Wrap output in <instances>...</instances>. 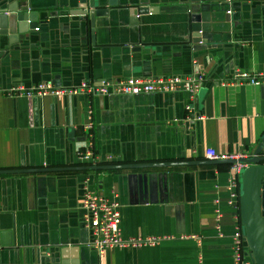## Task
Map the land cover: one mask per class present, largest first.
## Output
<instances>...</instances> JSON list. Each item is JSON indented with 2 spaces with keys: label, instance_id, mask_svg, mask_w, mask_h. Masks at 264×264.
<instances>
[{
  "label": "crops",
  "instance_id": "crops-1",
  "mask_svg": "<svg viewBox=\"0 0 264 264\" xmlns=\"http://www.w3.org/2000/svg\"><path fill=\"white\" fill-rule=\"evenodd\" d=\"M31 1L40 9L39 30L13 44L0 36V170L13 171L0 174V264H53L61 249L74 244L97 264H235L233 235L243 228L240 187L234 197L231 163H209L213 160L206 150L249 158L263 145L264 152L261 86L221 84L240 70L264 73V0L234 1L229 5L235 14L231 37L226 39V30L215 23L203 45L185 43L187 15L179 0L159 5L148 0L161 8L141 17L142 41L119 12L122 5L108 7L111 20L98 18L93 38L90 24L86 30L81 21L55 14L59 0ZM24 2L0 0V11ZM196 71L205 73L206 80L195 96L182 90L90 100L7 93L15 85L75 87L130 76L185 79ZM187 105L194 106L195 117ZM90 122L98 165L193 163L150 170L176 173L172 191L152 199L132 182L138 170L35 172L88 165L79 161L77 149ZM93 174L90 181L82 180ZM87 190L119 200L125 238L186 237L100 254L87 246L92 233L81 207Z\"/></svg>",
  "mask_w": 264,
  "mask_h": 264
},
{
  "label": "water",
  "instance_id": "water-1",
  "mask_svg": "<svg viewBox=\"0 0 264 264\" xmlns=\"http://www.w3.org/2000/svg\"><path fill=\"white\" fill-rule=\"evenodd\" d=\"M152 3L170 2V0H151ZM185 3L187 15L186 27L188 30L187 41L185 43L206 44L208 33L216 28L225 29L231 37L234 32L235 14L230 4L241 0H179ZM231 2V3H230ZM74 3V4H73ZM122 5L118 10L128 18L129 25L135 31L137 30L139 40L142 41L143 27L142 16L159 12L161 7L149 5L148 0H128L123 3L119 0H61L53 6L56 9V15L70 16L77 21L85 24L86 30L91 26L94 33L98 26V18L111 20L109 6ZM65 7L70 10L59 11V8ZM71 7V8H70ZM44 9V8H42ZM48 9V8H46ZM40 9L34 7L31 0H27L18 9L9 11H0V36H6L9 43L24 42L27 35L38 26L40 19ZM230 11V12H229ZM225 14V16L223 15ZM53 15V13H51ZM227 22V23H225ZM227 24V26H226ZM197 46L194 47L196 49ZM140 50L137 47L135 50ZM264 94V85L261 86ZM263 145H260L254 155L243 160L248 166L243 170L241 177L240 191V211L241 220L245 232V248L252 258L254 264H264V155ZM233 163L232 160H213L209 163ZM193 162H152V163H129L112 165H86L82 167H59L44 168L35 170V172L48 171H93L97 173L101 170L132 169L138 170L131 175L132 182L139 183L140 189L146 197L151 199L161 193L172 191L170 183L176 178V173L151 172L150 170L158 168H169L177 165L189 164ZM24 171V170H21ZM13 171L0 170V174L12 173ZM18 172V171H16ZM95 175H84L82 180H89ZM90 181V180H89ZM170 181V182H169ZM85 226H87L85 224ZM89 229V228H88ZM90 231V229H89ZM61 249L60 256L53 260V264H97L96 259L86 256L85 250L81 247Z\"/></svg>",
  "mask_w": 264,
  "mask_h": 264
},
{
  "label": "built area",
  "instance_id": "built-area-1",
  "mask_svg": "<svg viewBox=\"0 0 264 264\" xmlns=\"http://www.w3.org/2000/svg\"><path fill=\"white\" fill-rule=\"evenodd\" d=\"M230 12V11H229ZM39 30V28H36ZM206 75L203 72L196 71L187 78L172 75L166 77H139L130 76L127 78L104 79L101 82H84L75 87H57L50 82L40 83L30 87L24 85H15L7 90L10 96L27 97H46L61 95H83L90 99L97 95H141L153 93H171L185 91L195 96L203 86ZM249 83L255 86L264 85V73H253L249 71H237L228 78L222 79L221 84L229 83ZM188 112L195 117L194 106L187 105ZM89 112L92 116L93 109L89 106ZM197 119H203L204 116L197 115ZM86 140L78 146L77 157L83 164L98 165L99 159L95 147V134L93 123L90 122L85 127ZM206 157L211 160H232L230 183L236 189L232 193L237 196V190L240 187L243 170L248 166L243 160L248 156L242 153H221L214 148L206 150ZM109 161L113 156H108ZM81 207L84 209V222L92 233V239L87 243L89 248L97 250L100 254L108 248H141L153 247L163 241H171L185 238L186 236H145L125 238L121 233V204L118 199H110L92 190H87ZM245 232L242 227H238L233 235V257L235 264H254L252 258L245 248Z\"/></svg>",
  "mask_w": 264,
  "mask_h": 264
},
{
  "label": "trees",
  "instance_id": "trees-1",
  "mask_svg": "<svg viewBox=\"0 0 264 264\" xmlns=\"http://www.w3.org/2000/svg\"><path fill=\"white\" fill-rule=\"evenodd\" d=\"M240 191H241V183H240Z\"/></svg>",
  "mask_w": 264,
  "mask_h": 264
}]
</instances>
